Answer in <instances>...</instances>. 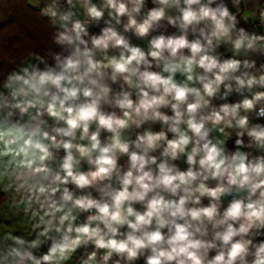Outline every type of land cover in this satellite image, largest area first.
<instances>
[{"label":"clouds","instance_id":"obj_1","mask_svg":"<svg viewBox=\"0 0 264 264\" xmlns=\"http://www.w3.org/2000/svg\"><path fill=\"white\" fill-rule=\"evenodd\" d=\"M32 6L52 46L0 80V264H264V0Z\"/></svg>","mask_w":264,"mask_h":264},{"label":"trees","instance_id":"obj_2","mask_svg":"<svg viewBox=\"0 0 264 264\" xmlns=\"http://www.w3.org/2000/svg\"><path fill=\"white\" fill-rule=\"evenodd\" d=\"M50 28L28 0H0V80L22 60L51 47ZM7 196L0 191V208Z\"/></svg>","mask_w":264,"mask_h":264},{"label":"rangeland","instance_id":"obj_3","mask_svg":"<svg viewBox=\"0 0 264 264\" xmlns=\"http://www.w3.org/2000/svg\"><path fill=\"white\" fill-rule=\"evenodd\" d=\"M10 206L8 198L4 201L3 205L0 208V231L7 230L5 225H12V219H9L10 215ZM19 227V225H15V227Z\"/></svg>","mask_w":264,"mask_h":264},{"label":"crops","instance_id":"obj_4","mask_svg":"<svg viewBox=\"0 0 264 264\" xmlns=\"http://www.w3.org/2000/svg\"><path fill=\"white\" fill-rule=\"evenodd\" d=\"M28 2L32 5V4H36V3H38V0H28ZM37 56H34V55H32V56H30L29 58H27V59H35ZM231 146V145H230ZM18 227V226H17Z\"/></svg>","mask_w":264,"mask_h":264},{"label":"built area","instance_id":"obj_5","mask_svg":"<svg viewBox=\"0 0 264 264\" xmlns=\"http://www.w3.org/2000/svg\"><path fill=\"white\" fill-rule=\"evenodd\" d=\"M262 31H264V30H262Z\"/></svg>","mask_w":264,"mask_h":264}]
</instances>
